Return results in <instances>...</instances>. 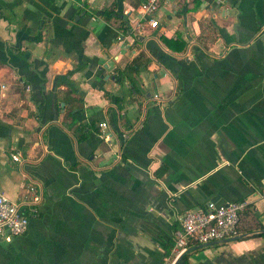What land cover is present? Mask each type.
<instances>
[{"label":"crops","instance_id":"crops-1","mask_svg":"<svg viewBox=\"0 0 264 264\" xmlns=\"http://www.w3.org/2000/svg\"><path fill=\"white\" fill-rule=\"evenodd\" d=\"M143 1L0 0V194L42 195L0 264H170L183 211L240 200L241 236L188 264H264V0H162L155 27Z\"/></svg>","mask_w":264,"mask_h":264},{"label":"built area","instance_id":"built-area-1","mask_svg":"<svg viewBox=\"0 0 264 264\" xmlns=\"http://www.w3.org/2000/svg\"><path fill=\"white\" fill-rule=\"evenodd\" d=\"M162 0H144L140 8L149 17V24L157 26L153 16L157 13ZM100 126H106L102 123ZM108 138V136H105ZM18 160L16 154L11 155ZM42 199L41 191L29 185L26 194L12 200L0 194V237L10 239L23 235L31 217L39 215L38 205ZM245 200L228 203L208 201L192 209H186L177 218L178 228L174 231L175 255L170 264L183 255L190 245H206L239 238L240 214L247 208Z\"/></svg>","mask_w":264,"mask_h":264},{"label":"trees","instance_id":"trees-1","mask_svg":"<svg viewBox=\"0 0 264 264\" xmlns=\"http://www.w3.org/2000/svg\"><path fill=\"white\" fill-rule=\"evenodd\" d=\"M98 16H102L105 20L110 21L112 18L120 20V27L122 30L126 31L129 29L128 22L123 19V16L121 14H118L116 10L114 9V6H110L107 8L102 9L99 13H97ZM218 34V27L213 24L211 21H208L207 23L202 25V32L201 35L198 39L199 43L203 46L206 47V43L208 42H213L215 40L216 35ZM165 44L170 48V49H176V50H183L185 47V43L181 40L175 41L173 44L171 40L168 39H163ZM139 43V39L137 38L135 41V44ZM176 45V46H175ZM149 62V59L145 57V54L143 52H140L137 57L128 65H126L125 68L122 70L117 71L116 73V78L117 79H127L131 85L132 89L136 90V92L139 91V89L136 86V82L134 79V74H137L140 70L146 67V64ZM70 92V91H69ZM67 92V93H69ZM116 103H118V107H120V98H116ZM70 111V110H69ZM67 112V115L70 112ZM70 116V114H69ZM166 168L161 167L157 174H163L164 170ZM240 220V217H239ZM240 222V221H239ZM238 222V231L242 234V231L240 229V223ZM249 235V234H248ZM250 235H254V233H250ZM168 252V251H167ZM188 252H185L183 255L180 256V258L177 260L176 264H188Z\"/></svg>","mask_w":264,"mask_h":264},{"label":"water","instance_id":"water-1","mask_svg":"<svg viewBox=\"0 0 264 264\" xmlns=\"http://www.w3.org/2000/svg\"><path fill=\"white\" fill-rule=\"evenodd\" d=\"M179 258H180V257H179ZM179 258H178V259H179ZM178 259H177V260H178ZM177 260H176V261H177Z\"/></svg>","mask_w":264,"mask_h":264}]
</instances>
